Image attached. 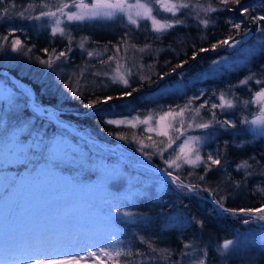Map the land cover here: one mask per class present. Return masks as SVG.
Wrapping results in <instances>:
<instances>
[{"label":"trees","instance_id":"16d2710c","mask_svg":"<svg viewBox=\"0 0 264 264\" xmlns=\"http://www.w3.org/2000/svg\"><path fill=\"white\" fill-rule=\"evenodd\" d=\"M12 2L13 0H4L2 6L7 7ZM33 2L38 0H14L15 11L23 10L28 3ZM244 3L255 4L253 14L264 13L261 0H244ZM229 7L236 6L230 4ZM166 15L169 14L162 13L160 18ZM229 15L232 14L227 11L212 14V19L216 23L209 25L208 28L198 26L194 15L189 16L184 25H178L160 34L158 38L151 33L149 24H147L149 30H145L146 22L142 21L140 29L132 30L129 42L135 44L137 48L143 47L146 43L152 45L151 52L139 55L140 64L144 65L141 73L150 77L152 82L140 81L141 73L137 68L132 70L131 86L127 88L111 83L110 78L88 75L89 78H97L96 81L102 80L106 87L99 86L101 84L91 87L89 84L84 94L75 98L65 88L59 90L58 85L52 83V77L69 76L64 69L56 70L60 64L68 63L79 67L84 63V58L81 57L82 50H79L76 43L73 44V55L69 54V60L57 62V65L49 69L37 61V57L47 59V55L41 49L48 48L49 54L53 48L58 52L64 49L68 43L67 39L51 37L50 29L42 27L43 22L40 21L0 19V34H4L6 29L11 27L20 28L23 31L17 35L32 49L28 55L7 52L6 54L12 55V60L4 59L0 53V68L8 69L28 83L34 92L35 101L53 105L58 120L71 129L69 131L58 122L55 123L50 118L35 113L24 99L20 108L16 110L5 106L6 109H0V145L5 143L6 135H11L12 129L18 127L20 122H29L31 127L23 136L22 133L17 135L22 147L25 148L23 152L17 153L20 155L19 160L12 164L6 161L4 168L11 169L14 173L26 174L38 163L41 166L43 163L51 172L64 176L71 182L93 180L99 182L96 185V193L83 197L78 205L82 206L91 219L93 218L92 224L78 217L68 216L72 205H66L65 202L72 190L70 188L64 190V204H57L53 210L60 219L57 221L59 224L45 230L60 228L70 235L78 234L83 247L96 245L131 250L134 255L128 259L134 264H173V261L177 260L180 264H193L197 258L203 256L204 250L206 264H264V221H251L246 225L243 223L246 217L220 212L213 203L212 192L206 190L215 191L219 187L220 191L217 192L216 198L227 194L229 198L224 203L229 208L264 206V194L257 189V185L264 187V177L260 175L261 171H264V135H256L251 130L246 133L238 130L250 127L239 124V121L244 116L249 120L252 118L255 114L252 106L244 108L240 104L235 109L223 113L216 110L218 119H231L238 124V129L235 130L216 129L203 146L202 154L216 151L222 153L221 167H214L207 173L204 172L203 166L193 168L191 165H184L181 169L173 170V174L179 175L185 183L199 185L194 193H186L171 183H164L167 179H164L160 172L153 170L161 168L165 171L167 165L164 159L169 157L170 152H165L164 158L153 155L149 159L139 151L140 145L137 143L143 140L145 144H149L151 141L148 137L151 136L158 144L160 141L167 144L166 137L158 136L155 132L149 133L147 128L150 124L154 128L157 118L170 107L178 110L194 97L200 98L193 101L192 108H198L205 100L209 103H218L220 92L227 93L229 85H235L229 98L237 96L241 100L249 99L251 92L260 86L256 85L255 80L264 79V67H261L264 65V49H261L258 42L264 37L256 31V25L246 22L244 26L250 29V33L245 36L241 32V35L236 37L241 40L237 47L208 52L198 51L200 48H210L212 43L227 36L235 35V30L224 23ZM234 18H239L238 13ZM126 31H129L128 27L121 23L119 18L116 21H101L95 23V26L93 22H89L87 25L72 27L74 37L79 35L91 38L88 48L102 51L104 46H108L109 51L104 53V59L111 55L112 46L120 42ZM253 49L254 51L249 54ZM194 53H198L195 59L192 58ZM216 57L220 58L217 67L205 68L208 62ZM98 64L96 58L92 63L96 66L95 71L98 70ZM177 64H182V67L172 72ZM164 73L170 74L165 76ZM249 74H254V79L250 81L251 87L239 85L238 81ZM1 79L9 82L0 74ZM198 86L205 88L203 96L193 94ZM133 89L138 91H134L131 97L113 99L110 105L99 106V110L86 107L91 100H102L105 96L115 98L122 91ZM16 91L22 94L20 90ZM206 92H209V95H205ZM147 116H152L153 120L147 125L137 122L135 128L128 124V121L122 125L107 123L109 119L130 117H139L142 121ZM200 118L205 121L211 118V112L207 107L201 110ZM207 131L192 128L188 130V135H203ZM36 134H40L39 148L34 143ZM118 135H125L128 139L121 140ZM170 135L175 133L170 131ZM54 136L66 139L71 145L65 143L60 149H54L51 143L55 141ZM83 136H89L93 140ZM133 136L135 140L132 139ZM180 142L182 141H178L177 145ZM101 145L117 148L130 160L135 161L134 164L125 163L116 154L102 150ZM8 149L12 150L10 147ZM146 151L153 149L146 148ZM242 160H249L252 167L248 171L254 174L240 187H236L235 182L243 178V170L238 171L235 165ZM200 176H204V179L200 180ZM123 212L133 213V216L124 217ZM110 213L111 223L107 221ZM49 214L41 213L42 216ZM196 221H203V224ZM7 237L12 240L11 236ZM140 237L150 240L157 249H171V257L159 259L160 254H153L149 245L143 243ZM225 239H232L234 244L222 254L219 245ZM21 240L15 238L13 243L1 247L0 257L4 256L11 261L21 259L23 255L19 247ZM186 243L190 247L185 248ZM181 250L187 255L181 256ZM141 252L144 254L143 257L139 255ZM154 255L155 258L148 259ZM101 258L105 259L103 256ZM87 264H93V261L88 260ZM107 264H111V261H107Z\"/></svg>","mask_w":264,"mask_h":264},{"label":"snow or ice","instance_id":"6c2138e0","mask_svg":"<svg viewBox=\"0 0 264 264\" xmlns=\"http://www.w3.org/2000/svg\"><path fill=\"white\" fill-rule=\"evenodd\" d=\"M4 0H0V19L16 18L21 21L28 22H43L42 27L50 29L51 37L57 36L66 38L68 43L63 50L57 52L55 48L51 50L49 54L48 48H43L41 51L47 55V59L37 57L39 64L52 69L57 62H63L70 59L69 54L73 51V44L83 50V54L86 53L87 57L98 58L100 65H107L110 71H95L96 66L85 61L78 67L68 79L64 82V88L71 94L73 98L78 95H83L86 87L91 83L86 79L88 75L95 77H109L111 83L123 84L126 88L130 87V77L133 75L132 69L136 67L135 57H132L133 63L131 66L128 64V52L130 49L138 53H145L152 51V45L146 43L143 47L137 48L135 44L129 43L131 40V32L134 29H140L141 22L150 23V31L158 38L160 34L166 33L171 29H174L178 25H184L189 16H193L198 26L208 28L209 25L215 24L216 21L212 19V14L221 13L227 11L232 15H229L224 23L231 29L235 30V35L227 36L225 39L218 40L216 43H212L210 48H200L199 52L216 51L217 49H230L237 47L241 44V40L236 39L241 35V32L246 36L250 33V29L246 26V22L256 25V31L264 37V13L253 14L255 11V4H245L244 0H38V2L28 3L23 10L15 11L16 5L14 0L9 6L4 7ZM264 5V0H261ZM236 7H229V5ZM34 13V14H33ZM169 14L161 17V14ZM238 13V19L234 18ZM183 17V18H182ZM119 18L121 23H125L129 31L124 32L120 42L117 45L112 46V55H108L107 59L103 58L104 53L109 51L108 46H104L102 51L96 49H89L88 42L90 37L81 36L79 41L72 35V27H79L81 25H87L89 22L99 23L101 21H116ZM23 30L17 27H11L6 29L4 34H0V52H11L21 55H28L32 49L29 48L24 41L17 35L18 32ZM94 42V41H93ZM259 45L261 49H264V39L260 40ZM111 44V42H109ZM122 46V47H121ZM123 51V56L121 52ZM254 51L250 50L249 54ZM198 53L193 54L195 59ZM223 59V58H222ZM121 60L124 63H121ZM187 63V61H184ZM213 65L218 61L213 60ZM115 67H112V65ZM143 68L144 65H139ZM150 67V66H149ZM182 64H177L176 68L172 69L175 72L177 68H181ZM261 67H264L262 65ZM170 73H164L163 75H169ZM163 78V77H161ZM254 79V74L240 79L239 85L250 88V81ZM140 81H148L151 83L150 77L139 75ZM256 85H260L259 90L253 91L250 94L249 99H239L237 96H231L232 88L235 85H229V91L220 92L218 96V103H209L205 100L200 104L198 108H192L194 100H198L200 97H194L189 99L182 108L178 110L169 108L168 111L163 112L159 116V119L155 121L156 127H149L147 131L149 133L155 132L158 136L166 137L168 142L164 144L160 141L158 144L152 137L148 139L151 141L149 144H145L143 140L137 141L140 145L139 151L147 158L151 159L153 155H160L164 158L165 152H170L167 159H164L165 175L169 178L164 183H171L175 187L186 193H194L197 191L199 185L193 183H185L179 175H174L173 170L181 169L184 165H191L193 168L203 166L205 173L210 172L214 167L219 168L222 166V153L220 151L203 153V146L205 141L214 134L216 129H238L236 121L231 119H218L217 109L223 113L231 109H235L238 105L242 104L244 108H248L252 105L256 106V113L253 114L252 119H248L244 116L239 124L250 125L251 128H239V132L246 133L251 130L256 135H264V79H256ZM106 87V85H99ZM134 91H122L117 97L105 96L102 100H91L86 107L99 110V106L110 105L113 99H123L124 97H131ZM204 94L201 93V96ZM208 108L211 112V118L203 120L200 118L201 110ZM37 113L40 112L39 106L36 108ZM51 115V114H50ZM153 120L152 116L145 117L140 121L139 117L134 120H129L133 128L137 126V122L140 124H149ZM108 124L122 125L125 123L122 119H109ZM179 127H176V125ZM192 128H199L208 130L203 135L192 136L188 135V130ZM170 131L175 135H170ZM121 140L128 139L125 135H118ZM132 139L135 140L133 136ZM178 141H182L177 145ZM177 145V147H173ZM8 146L14 153L23 152V147L18 140L16 134L8 136ZM146 148H151L153 151H146ZM251 159V158H249ZM252 165L249 160H242L235 165V168L243 170V178L241 181H236V187H240L241 184L254 173L248 171ZM192 173H189L191 175ZM260 175L264 177V171H261ZM200 180L204 179V176L199 177ZM257 189L260 193L264 194V187L257 185ZM212 192L213 203L216 208L223 213H228L237 217H246L243 219L244 224H249L251 221H264V206L258 208H229L225 206L229 196L227 194L220 195L216 198L217 192L220 191L219 187L214 191L212 189H206ZM117 212H119V206L117 205ZM124 217H131L133 213L123 212ZM112 214L107 217V221L111 223ZM195 220V217L192 218ZM196 223L203 224V221H196ZM143 243L149 245L153 254L159 253V259H167L171 257V249H157L152 245L150 240L145 237H140ZM114 243V240H113ZM234 244L232 239H225L222 244L219 245L221 253L230 249V246ZM19 247L22 250V258L18 261V264H87L88 260H92L93 264H107V261H111V264H134L128 258L133 257L134 253L131 250H126L121 247H100L92 245L89 247H83L80 243L78 234H68L67 231L60 228L37 230L31 235L23 238L19 242ZM185 248L190 247L188 243L184 245ZM143 257V253H139ZM181 256L187 255V253L181 250ZM105 259H102L101 257ZM206 250H204L203 256L197 258L193 264H206ZM94 258V259H93ZM123 258V260H122ZM155 258V255L148 257V259ZM173 264H180V261H173Z\"/></svg>","mask_w":264,"mask_h":264},{"label":"rangeland","instance_id":"374dc122","mask_svg":"<svg viewBox=\"0 0 264 264\" xmlns=\"http://www.w3.org/2000/svg\"><path fill=\"white\" fill-rule=\"evenodd\" d=\"M150 25V23H149ZM81 36L76 35V39H80ZM130 43V42H129ZM122 47V46H121ZM90 49V48H89ZM98 50L97 48H94ZM102 49V47H100ZM63 50V48L61 49ZM81 50V49H79ZM2 56H4V59L12 60V55L6 54L4 52H0ZM83 53V50H82ZM83 62L87 61L90 64H92L96 58L87 57L86 53L82 55ZM73 55V53H71ZM113 54V51H111V55ZM123 56V51L120 54ZM140 53L135 52L134 50L130 49L128 52V64L131 66L133 63L132 57H135V64L136 67H133L132 70H136V68L139 70V72H143V68H140V59H139ZM213 60L218 61L220 58L216 57L208 62V64L205 66V68L213 69L214 67H217L218 63L213 65L211 62ZM121 63L123 64L124 61L121 60ZM81 66V64H80ZM115 67V65H112ZM99 71H108L109 67L107 65H100L97 66ZM64 69L65 72L68 75H71L75 70L78 69L77 66L74 67V65L63 63L57 66L56 70ZM95 71V68L91 71ZM110 71V70H109ZM205 72L202 71V73ZM139 73V74H140ZM109 78V77H106ZM53 81L52 83L58 85V89L62 90L64 89V82L68 79L61 78L60 75H53L52 77ZM88 81H90V86L94 87L98 84L103 83L102 80L96 81L97 78L88 76L86 77ZM22 80V79H21ZM25 82V81H24ZM11 82L4 81L3 79L0 80V109H6V107H11L12 110H16L17 108H20V105L23 102V99L26 101L27 105L29 106V103L27 102V98L25 96V89L20 86L15 85H9ZM95 83V84H93ZM25 84L32 90L30 85L25 82ZM119 85H123L120 83H116ZM258 86L255 91L259 90ZM16 90H20L22 94L17 93ZM205 88L202 86H198V89L196 88L193 92L194 95L198 96L203 93ZM16 91V92H15ZM33 93V103L46 106L50 108V113H37L39 115H43L46 118H50L55 123L58 120V117L55 114V107L53 105H46V104H40L37 103L34 99V92ZM205 95H209V92H206ZM6 106V107H5ZM30 107V106H29ZM31 108V107H30ZM253 110H255L256 113V106L252 105ZM32 111H34L31 108ZM14 111H11L13 113ZM36 113V111H34ZM51 114V115H50ZM122 119V118H119ZM159 117L157 118V120ZM252 119V118H251ZM124 121L134 120L133 117L122 119ZM60 121V119H59ZM8 123V121L6 122ZM64 123V122H62ZM152 125L150 124V127ZM31 127V123L26 122L18 125V127H15L12 129L11 135L16 134V136L19 133H22L21 136H23L28 128ZM156 127V123L154 124V128ZM251 126L249 127V129ZM253 132V131H251ZM38 135H34V143L39 148V138ZM53 137L52 146L54 149H60L62 145H65V143L70 144L66 139H59V137ZM25 141L26 139L23 138ZM26 144H24L25 146ZM71 145V144H70ZM8 135H6L5 143L0 145V248L3 246L8 245L9 243H13L15 238L17 239H23L29 235H31L33 232L37 230H45L47 227H54L58 225L57 223L59 217H57L54 213V207L57 204H64V190L66 189H72L70 191V194L68 195V200H66V205H72L71 206V212L68 214V216L80 218L89 221L90 224L93 223L91 217L87 215L82 206H78L81 203V200L83 197L93 196L94 193H96V185H98L99 182L96 181H88V182H71L68 179H66L64 176H59L57 173L51 172L50 169H48L44 164L42 163V166L40 163H38L33 170H31L29 173H14L13 170L4 168L5 162L8 161V164H12L15 161H18L20 158V155L17 153H14L12 150L8 149ZM25 150V148H23ZM101 149L105 150L107 152H110L112 154H116L120 159L125 161V163L128 164H134L135 161L130 160L125 154L120 152L117 148L112 146H103L101 145ZM39 151V149H38ZM146 166L150 167V165L146 164ZM153 170H157V168H153ZM159 172V171H158ZM1 190H3L1 192ZM59 199V200H58ZM50 213L47 216H42L41 213L47 214ZM37 214V216H35ZM15 218V219H13ZM11 236L12 240L10 241L9 237ZM7 238V239H6ZM18 260H9L6 257L3 256L0 257V264H18Z\"/></svg>","mask_w":264,"mask_h":264},{"label":"water","instance_id":"95a60500","mask_svg":"<svg viewBox=\"0 0 264 264\" xmlns=\"http://www.w3.org/2000/svg\"><path fill=\"white\" fill-rule=\"evenodd\" d=\"M236 39H238L239 40V38H236ZM0 74L1 75H4L7 79H8V81L9 82H11L13 85H15V86H20V87H23L24 89H25V96H26V98H27V102L29 103V106L34 110V111H36V108H37V106H39V108H40V112L39 113H48L49 111H50V108H48V107H46V106H43V105H39V104H35V103H33V99H32V97H33V93H32V90L25 84V82L23 81V80H21L19 77H17L16 75H14L12 72H10L8 69H6V68H0ZM36 113H37V111H36ZM50 113V112H49ZM57 122L60 124V125H62V126H64L65 128H67L69 131H71V129L67 126V125H65V124H63L62 122H60L59 120H57ZM83 137H85V138H87V139H89V140H93L91 137H89V136H83ZM157 170L162 174V177L164 178V179H169L166 175H165V171H163L161 168H157ZM206 199H208V198H206Z\"/></svg>","mask_w":264,"mask_h":264}]
</instances>
